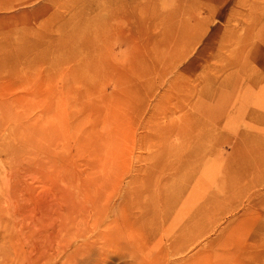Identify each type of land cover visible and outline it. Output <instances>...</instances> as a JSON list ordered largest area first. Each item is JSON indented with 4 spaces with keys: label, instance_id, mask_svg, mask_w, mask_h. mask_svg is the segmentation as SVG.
<instances>
[{
    "label": "rangeland",
    "instance_id": "obj_1",
    "mask_svg": "<svg viewBox=\"0 0 264 264\" xmlns=\"http://www.w3.org/2000/svg\"><path fill=\"white\" fill-rule=\"evenodd\" d=\"M0 264H264V0H0Z\"/></svg>",
    "mask_w": 264,
    "mask_h": 264
},
{
    "label": "bare ground",
    "instance_id": "obj_2",
    "mask_svg": "<svg viewBox=\"0 0 264 264\" xmlns=\"http://www.w3.org/2000/svg\"><path fill=\"white\" fill-rule=\"evenodd\" d=\"M242 11H244V10H242ZM191 21H192V20H191ZM191 21H190V22H191ZM190 26H191V25H190ZM187 36H188V35H187ZM184 38H185V37H184Z\"/></svg>",
    "mask_w": 264,
    "mask_h": 264
}]
</instances>
